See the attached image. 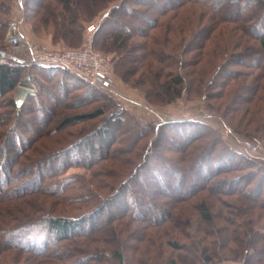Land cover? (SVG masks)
<instances>
[{"label":"rangeland","instance_id":"374dc122","mask_svg":"<svg viewBox=\"0 0 264 264\" xmlns=\"http://www.w3.org/2000/svg\"><path fill=\"white\" fill-rule=\"evenodd\" d=\"M38 1L39 0H0V23H6L5 27L0 28V34L3 33L4 37L0 40V47H7L9 53V56L7 57V61L9 62L5 64L17 65L12 59L13 56L22 61L28 60L26 50L22 48L16 49L8 42V34L11 26L12 24H15L28 43L41 48L45 47L51 51L76 49L84 46L86 43H91L96 52H101L105 57L109 58L113 83L112 88L107 90L100 89L90 80L82 78L80 73L72 68H67V75L55 73L46 76L44 75L45 77L42 75L39 78L41 85L48 83V90L53 92H51L52 95H55V98L58 101L63 98L65 99H63L64 104L54 107L53 110L56 113V116L53 119L54 121L52 120V124L44 129L43 125L45 121L43 122L42 119L48 114V112L45 111L43 107L41 108L39 102H36V105L39 104L40 107L36 106V109L34 108L31 110L25 109L23 112H28L27 118L29 120H27V123H23L24 125L22 123L17 124L16 130H21V134L28 137V139L32 138V143L23 148L24 139L20 141L21 138L17 135L16 131H14L12 134L14 144L6 145V147L4 146L5 151L8 149L7 153L9 151L13 154V162L10 165L12 170L10 177L15 174L17 180L13 183L12 188L19 187V190H27L30 185H36L38 191L36 190L37 192L29 195H18L17 198L15 196L16 190L12 189V197L0 201V214L2 215L0 216V223L5 221V224L13 225L17 219L22 220L30 217L28 216L29 213L33 214V216H42L43 218L54 215H65L66 217L74 216L80 214V211L86 210L98 200L94 197L89 199V201L86 200L84 202L68 201L67 197L80 192L81 187L80 189L68 190L65 193L64 198L60 195L61 193L58 195H48L45 191L39 192L43 187L41 183L42 181L37 183V181L34 182L33 179L35 180V176H37L36 179H38L39 176L45 178V176L48 175H46V173H51V171L55 170V167H61L56 170V172H58L57 174L60 176L66 175L70 177L74 176L70 174L85 173L86 187L94 185L97 190L108 196L112 193L113 186L111 187V182L115 181L114 178L117 174L112 173L111 175V172L113 171L108 169L105 165H114L112 162L115 160H112V162L103 159L99 160L98 157L100 156L96 155V153L102 134H100V132L98 133V131L95 133L93 131L98 124L103 123V119L108 115L117 111L120 112V108L118 109L115 106L111 107L110 101L112 99L120 104L123 109L126 108L134 117L138 118L144 124L147 122L158 124L161 121L173 120L181 121L182 123L185 120L191 121L187 122L188 124L186 126H178L177 124L166 126V139L159 141V138L154 141L155 147L156 144L163 147V153H161L158 148H153L155 156L153 159L151 158L149 162L150 166L163 175L162 178H164V181L162 180L160 182L162 184L170 179L169 172H175L172 181L173 179L176 180L177 171L183 167L186 171L185 175L189 176L191 180H189V182L187 180L183 183L179 188L181 190L176 191L170 189L168 194L165 191H162L160 184L156 186V181L158 179L155 177L156 174H153V171L148 168L141 169L138 174L142 179L137 178V180L141 181L139 183L144 192H148L149 188L152 190V194L157 193L158 198L156 201L159 205L157 207L146 205L137 206V208L142 211L139 210V213L132 217L131 214L134 212L136 205L135 201H131L132 204L128 205L126 210H123L121 208L122 205H117L114 200L108 202L107 206L109 208L118 209L121 213H124L120 219L114 220L112 223V226L118 228L117 230L120 233V239H114L109 236L107 225L105 223L102 224L103 227L99 229V233L91 234V236H88L87 238L90 239L89 244L91 243L94 247L97 245L101 247V250L106 249L107 251H110V256L106 254L103 255L101 254L102 251H99V254L95 256V258H102L104 264H118V260L113 254L115 249H119L125 254V264H206L204 263V259L209 255L206 250H210L213 253H216V257H218L214 264H241L239 261H236L234 256H232L233 253L231 249L237 248V245L242 241V237L246 236H243V228L241 226L238 228V231H240L239 235L234 234L233 232L231 233V236L234 237V241H232L231 237L230 242L228 241L230 244L227 248L225 245L224 247L222 246L225 241L224 237H226V233L220 228L224 227L227 223L225 222L224 217L228 216V212L236 211L229 207L226 201L235 202V200H241L239 197H248L255 202H264V184L262 186L257 185L261 175L260 173L262 172H259V174L252 179L246 177V174L254 169V163H251L252 161L258 160L264 164V124L260 127V124L258 125L256 124L257 122L252 120V113L250 112L249 114L251 109L252 111L253 109H259V106H262L263 102L259 99L253 100V102L248 104L249 108H247L246 111V109L243 110V105H247V103L245 102V104H243L244 101H242V99L239 101L240 105H238V102H235V100L233 101V96H231L232 100H230L229 95L226 94L234 91L237 87L239 88L240 85L237 83L241 79L240 76L237 77L236 80H229L227 82V87L220 86V81H227L223 77L216 78L211 85L206 82L199 87L196 82L189 85V79L193 78L187 77L186 87L188 89L183 90L181 97L176 98L172 102H167L166 98L161 93V90H159L160 88L157 87V85H152L151 81L154 75H151L150 72L151 70L157 71L162 67L164 68V75L170 72H173L174 74H176V72L184 73L186 72V69L191 70L186 62V58L190 57L189 59L192 61H197L199 57L198 55L201 54V52L196 51V46L182 49L180 46L177 47L178 43H175V41H173L170 46L168 43H165L164 46L162 41L154 40L156 38H154V36L158 35L159 37L161 35L164 37L163 34L171 35L173 38L179 39L177 28L180 29L179 26L182 22L190 17L193 20V30L198 28V31H200L202 28L201 26L203 25L207 26L210 24L211 28L216 26V32H213L216 38L209 39L208 41L207 38L205 39L202 36L198 37L196 33L192 35L193 30H189L190 32L188 31L186 35L187 41L189 40L190 42H192V40H195V42H202L201 40H205V42L207 41L206 47L208 51L206 50L205 53L199 57L200 60L202 59V64L199 66H210L211 78L214 79L216 76V70L215 66L211 65L212 61H210V59H213V54L209 50L213 49L215 52L214 56L217 57V60L214 62L222 64L231 52L242 51V47L238 48V46H235L236 44H234L236 39H238L239 32L234 33L233 29L235 28L237 31L242 32L239 29L237 22H227V24H225L224 20L226 18H220L219 20L215 19L214 17L216 14L210 6L215 4V1L213 2L212 0L208 2L209 4H205L199 0H153L154 4L151 2L150 5V0H146L140 6L130 2L127 6L125 5L122 7V10H124V17L120 14L115 15V17L122 20L120 22L121 25H129L133 28L132 33H128L130 34L127 44L129 51L126 52L123 57L125 62H129L127 65L128 73L120 71L118 74L116 66H118V64L120 65L122 61H119V58L117 57L118 55L112 52L115 51L114 46H109L107 49L97 48L93 42L95 31L92 33L88 31L90 25H95L97 27L104 20V16L108 13L110 6L104 8L107 4L101 3V11L98 15L90 14L81 16V18H85V20H80L78 22V25L83 27L84 31L83 39L81 41L78 34H71L67 37L60 35L62 32L61 27L65 23L66 17L69 15V11L65 10V7H62V3L54 0H47V4L44 3L46 4L45 7L36 10L38 7ZM225 1H227L226 4L233 5V7H235L234 5L237 3L238 5H236L235 9H242L245 6H250L253 2V0ZM49 2L52 5H57L55 6L56 11L53 14H48L46 10H44L49 6ZM114 3L119 4L118 2ZM132 8L136 11H140V15L130 17V13H128L127 10L129 11ZM93 9L95 10L96 8L94 7ZM248 10L245 12H243L244 10H241V15H244L242 16L244 21L246 20L247 15H260V17L264 18V6H253ZM108 21L109 22L107 23L109 25L113 24V20L110 19ZM170 23L171 25L173 24L174 27L176 24V30L173 34L167 33V24ZM64 25L66 26L67 24ZM227 26L228 30L226 28ZM67 28L70 31L69 27L63 26L64 31L67 30ZM257 31L258 30L255 32ZM218 35L221 36V38H219ZM244 38L245 40L247 39L246 37ZM146 40L150 41L151 45L158 48H167L168 52L166 51V53L169 55L172 54L174 64L169 66L165 65L164 62L157 61L151 56L146 58L145 56L148 48L145 45ZM217 42H221V49L217 46ZM182 43H184V41H182L181 44ZM247 43L252 44L253 41H248ZM143 57H145V61L148 65H145V62L143 63ZM252 59L253 61L256 60L258 64L264 66V53L259 54V57L255 56ZM24 65H26L29 70L23 80L19 83L18 87L27 79L25 83L32 84L33 86V92L30 94H35L37 91V85L36 82L34 83V79L38 72L35 70L36 64ZM233 65L234 68H239L238 64H236V66L235 64ZM259 71V69L255 70V73ZM200 73H202V71ZM51 77L54 84L51 82ZM245 78L251 79V77ZM230 85L232 88H228ZM50 86H53V88H50ZM57 86H59L58 89H56ZM25 87L26 86H22L21 89H26L27 87ZM64 87L66 88L64 90L66 93L62 94ZM91 88L100 90L104 96H109V98L106 99L103 95L98 96L99 92H92L90 91ZM27 91L28 89H26V92ZM41 91L40 103L46 105L51 104V99H49L45 89L43 88ZM238 92H240L239 95L242 94V91ZM17 93L18 89L15 94V100L17 103V109H21L23 104H20L17 101ZM25 93L23 95H20L19 93V97H23ZM10 95L11 93H8L0 98V103L2 102L0 113H4L0 119V144L5 140L3 135L6 132V129L13 125V121H10L9 117H6V113L8 112V109H10V106L3 105V101L10 97ZM250 95V93L243 92V95L241 96L248 97ZM88 97L93 98L89 99ZM26 98L24 100H26ZM98 107H105L106 113L103 116L85 119L75 125L54 132V125L56 126L58 124L60 121L59 119L62 118L63 114L75 116L78 114L81 115L82 113L88 114ZM211 108L218 110L219 112L214 111ZM221 114L224 116L226 115L224 118H226V120H228L232 127L238 132L249 136L238 133L236 134L232 132L230 128L225 127L222 122L223 117ZM199 121L210 124L219 132L220 137H222L230 147L231 153H229V155L227 154L228 151H225L227 147L225 148L224 146L226 145L222 142H219L217 145L214 137H211L208 134H206L205 137H202V139H190L192 133L196 132L197 135V132H200V130L202 131L205 128L198 124ZM105 129L106 127L104 126L103 131ZM91 133H93V135ZM114 137H117L118 140H120L124 136L121 135V133H114ZM79 138H84V144L82 146L85 147H80V149L73 147L66 154L63 151V148L72 142H76ZM171 138L176 141H173ZM149 139L154 140L152 132L145 134L137 148L140 147V149H142ZM248 140H257L261 146L260 151H250L245 145V142ZM178 143L180 144L177 145ZM210 145L212 148H209ZM90 146L95 148V152L90 150ZM21 147L22 152L18 153V149ZM29 147H31L30 150ZM126 148L124 142L116 140L113 147L115 151L113 158L120 159V163L121 160H123V157L129 155L133 160L132 162L130 161V166L134 168L141 161V155H139V153L138 156H135L139 149H136V153L129 154ZM200 152H203L202 155ZM78 153L82 156H92V153H94L93 158L97 159L95 162L98 161L96 166H89L91 167L89 169L87 167L79 166L80 164L75 162V156L78 155ZM204 153H207L208 155H204ZM31 154L33 160L29 158V155ZM199 154L201 156L197 159ZM130 158H127L126 160L129 161ZM34 160H37L38 162L33 163L32 161ZM61 160L66 161L64 166H59L62 162ZM81 161L85 160L80 158L79 162ZM165 163L169 164V166H166V169L164 168ZM198 164H200L201 167V169H199L200 171L198 170ZM229 166H231L228 168L229 170L222 171ZM233 166H236L237 168ZM218 168L220 169L219 171L217 170ZM205 170L210 172L209 182L206 181L209 176L204 174ZM52 173H55V171ZM33 175L34 177H32ZM95 176H97V179ZM121 178L122 177H120V179ZM234 179H236V181ZM96 180H100V184L102 185H99ZM137 180L136 178L134 179V177L131 178L129 185L125 187V197L129 198V196H131V190L137 185ZM24 182H27V185L25 184L21 186ZM189 192L192 194H188ZM138 196L144 199L147 197V194H140L138 192ZM250 196L253 198H250ZM151 200H153V198H151ZM199 200H206L210 204V213L214 218L213 221L203 220L200 217V211L198 209L199 203H197ZM163 203L169 205L167 207H170V220H166L164 214H159V212L163 211L161 209L166 211V205ZM237 203L240 204V202ZM18 205H23L22 208H24L17 209L15 206ZM157 208L160 210L159 212H157ZM127 210L129 213H127ZM23 212L26 214H18ZM233 213L236 214V212ZM238 221L241 223L243 220L239 218ZM100 222L101 221L99 220L98 223ZM31 227L33 230H36L33 231L35 236L34 245L32 247H45L47 253H34V248L31 252H22L23 250L17 251L15 247H5L0 243V264H97L96 262L93 263L95 260L90 261L89 258L87 260L83 258V261L80 260L83 263H78L77 260L79 256L75 257L77 254H89L90 250L84 248L87 247L84 242L85 237L78 238V243H74L70 240H61L60 242H57L55 235L48 231L43 232V230H41L42 228L46 229V225L40 224ZM228 231H230L229 228ZM18 236L22 237L21 234ZM18 236L16 239H18ZM102 236H104L105 239H103ZM200 237L203 238V242H201L202 245L198 241V239L200 240ZM73 244H78L83 247H77V253L72 250L69 254L62 255L65 246ZM215 248L216 250H214ZM204 252H206V254ZM258 256L259 255L254 257L246 256L244 260L247 264H264V255L259 256L260 259H262L261 261H259Z\"/></svg>","mask_w":264,"mask_h":264},{"label":"trees","instance_id":"16d2710c","mask_svg":"<svg viewBox=\"0 0 264 264\" xmlns=\"http://www.w3.org/2000/svg\"><path fill=\"white\" fill-rule=\"evenodd\" d=\"M57 2L62 3V7L69 11V15L66 17L65 23L67 24L66 26L63 24L62 25V32L60 35H62L63 37H67L71 34H78L79 39L82 41L83 39V27H81L80 25H78V22L80 20H85V18H81L82 15H98L99 12L101 11L100 8V4L101 3H105L107 5H105L104 8L110 6V9L108 11V13H106V15L104 16V20L96 27L95 30V34H94V44L97 48L99 49H107L109 46H114L115 51H112L113 53H116L118 56V60L122 61V63L118 66H116V71L119 74L120 71H124L125 73H128V68L127 65L129 62H125L123 57L124 54L126 52L129 51V49L127 48V44H128V40L130 37V34L128 33H132V27L127 25V26H123L121 25V21L119 18L115 17L116 14H120L121 16H125L124 15V10H122V7H124L125 5L127 6L130 2H133L134 4H138L139 6L144 3V1L146 0H54ZM204 2L205 4H209L208 2H210L211 0H199ZM213 2L215 1V6L214 5H210L213 9V11L215 12V19L219 20L220 18H226L225 24H227V22H237V25L239 27V29L243 32L237 31L235 28L233 29L234 33H238V39H236V42L234 44H236L235 46H238V48H241L242 51H238V52H231L229 54V56L226 58L225 62L222 63H215L214 61L217 60V57L214 56L215 52L213 49H210L209 51L212 52L213 54V59H210V61H212L211 65L215 66V77L214 79L211 78V67L207 65H204L203 67H200L199 65L202 64V59L200 60L199 57L201 55H203V53H205V51L207 50L206 47V42L209 39H214L216 38L215 34L213 32H216V26L211 28V25H203L201 26V30L198 31V28L193 30V26H192V18L188 17L189 19L185 20L184 22H182V24L179 26V28H177V32H179L178 36L179 39H175L173 38V36L171 35H166L163 34V36H159L156 35L154 36V40L156 41H162L164 43H168L169 46L171 45V43L173 41H175V43L177 42V47L180 46V48H184L187 49L188 47L190 48V46L193 47H197L198 52H201V54H199L198 59L196 62L192 61L191 59H189L190 57L186 58V62L189 65V67L191 68V70H187L186 69V74L182 73V72H176V74H174L173 72L167 73L164 75V68H160L157 71L155 70H151V75H154L152 77V85H157V87H159L161 90V93L164 95V97L166 98L167 102H172L174 101L176 98H179L182 96L183 94V90L184 89H188L187 86V77L189 78H193V79H189L188 83L189 85H192L196 82V84H198V87L203 85L204 83H208V84H212L213 81H215L216 78H225V81H220V86H226L227 87V82L229 80H236L237 77H241L240 80L242 81H238L237 84H239V88L237 87L236 89H234V91L228 92L226 95H229L230 100H232L231 96H233V101L235 100V102H238V105H240L239 101H244L243 104H245V102L247 103V105H243V110L247 108H249V103L253 102V100L255 99H259L261 100V102H263L262 106H259V109H251V111H249L252 113V120L257 122L256 124H260V127H262L261 125L264 124V66L258 64V62L253 61V57L258 56L259 54L264 53V18L260 17V15H247L246 16V20L244 21L241 15V10H244L243 12L247 11L250 7L252 8L253 6H264V0H253V2L250 4V6H245L242 9L237 8L235 9L236 5H238L236 3V5H234L235 7H233V5H229L226 4L227 1L225 0H212ZM51 2V1H50ZM49 2V6H47V8H45L44 10H46V12L48 14H53L56 11V7L57 5H52ZM114 2H118L119 4H115ZM151 2L154 4L153 0H150L149 5L151 4ZM47 4V0H39L38 1V7L36 10H40V8L45 7ZM112 3H114L113 5H111ZM96 8L95 10L93 8ZM240 9V10H239ZM250 11V10H248ZM128 13H130V17L131 16H138L140 15V11H136L133 8L130 9L129 11L127 10ZM252 12V11H251ZM119 15V16H120ZM245 18V17H244ZM113 20V24L109 25L107 22H109L108 20ZM151 22V21H150ZM153 22V20H152ZM108 24V25H107ZM153 24V23H152ZM120 25V26H118ZM6 23H0V28L1 27H5ZM64 27H69L70 31L63 29ZM168 28H167V33L169 34H173L175 33V27L174 25L171 23L167 24ZM225 26V25H224ZM228 30V26L226 27ZM193 30L192 35L196 33V35L202 36L203 38H207V41L205 42V40H201L202 42H195V40H192V42H190L189 40L187 41V32L188 31ZM256 30H258L257 32H255ZM80 33H77V32ZM82 31V32H81ZM189 31V32H190ZM2 34V35H1ZM0 34V40H2L3 37V33ZM171 36V37H170ZM219 38H221V36L218 35ZM246 37L247 39L245 40ZM161 38V39H160ZM174 40H173V39ZM172 39V40H171ZM218 39V38H217ZM184 41V43L181 44V42ZM251 42L253 41V43H247V42ZM188 42V43H187ZM216 43V42H215ZM198 44V45H197ZM145 45L148 47L147 48V52H146V58L148 56H151L152 58H155L157 61H161L164 62L165 65H169L172 66L174 64L173 62V57L172 54L169 55L168 53H166V51L168 52L167 48L164 47H156L150 44V41L146 40L145 41ZM217 46L219 47V49H221L222 44L221 42H217ZM237 49V47H236ZM203 51V52H202ZM208 51V50H207ZM5 52L6 56H9L8 53V48L7 47H0V53ZM208 53V52H206ZM210 54V52H209ZM145 57H143V63L145 65H148V63L145 61ZM212 57V56H211ZM142 62V61H141ZM235 64L239 65V68L237 67H233ZM37 65V66H36ZM35 65V70L38 71L37 74L35 75V79H34V83L36 82L37 85V91L35 94H29L28 97L26 98L25 102L22 105L21 109H17V103L15 100V94L17 92L18 89V85L19 83L23 80V78L25 77L27 71L29 70L28 67L26 65H24V62H21L17 65H8V64H1L0 65V98L3 97V95L5 94H10V97L6 98L3 101V105L5 106H10V109H8V112L6 113V117H9L10 121H13V125L12 127H9L8 129H6V132L4 133V137L5 140L0 144V201L7 199L9 197H12L11 193H12V189L16 190V197L18 198V195L22 196V195H29L32 193H35L38 191L37 186L35 185H30L29 189L27 190H19V187H13V183L16 182L17 180V176H15V174H13L10 177V173L12 172L11 170V163L13 162V154L11 152L7 150L5 151L4 146L6 147V145H11L14 144L12 138V134L14 131H16L17 135L21 138L20 141H22L24 139L23 142V148L26 146H29L32 143V138L25 137L24 135L21 134V130H16L17 128V124L19 123H27V120H29L27 117V113H24L23 111L25 109H36L38 107L41 106V108L43 107L45 111L48 112L47 115H45L42 119V121L44 123L43 125V129L49 127L52 124V120L55 118L56 113L54 112V107L55 106H59V105H63L64 104V100H57L55 98V95H52V91L48 90V83H44L43 85L40 84V77L43 75H50V74H57V73H61V74H65L67 75V68L69 67H63L60 65H43V64H36ZM65 68V69H63ZM260 70L259 72L255 73V70ZM243 70H247V71H243ZM202 71V73H200ZM205 72V73H204ZM122 75V74H121ZM44 76V77H45ZM123 76V75H122ZM121 76V77H122ZM245 77H251V79H246ZM77 78V77H76ZM82 78H84L82 76ZM245 78V79H243ZM51 82H52V77L50 78ZM196 79V80H194ZM219 80V79H218ZM26 81V80H25ZM24 81V82H25ZM50 81V80H49ZM156 81V82H155ZM211 82V83H210ZM225 82V83H224ZM52 84H54L52 82ZM65 84V83H63ZM195 84V85H196ZM97 85V84H96ZM100 89H104L107 90V88H104L100 85H97ZM59 86L56 87V89H58ZM43 88L46 91V94L49 96V99H51V104H44V103H40L41 101V90H43ZM50 88H53V86H50ZM228 88H232L231 85ZM66 88H63L62 94H65L66 91H64ZM49 91V92H48ZM90 91L92 92H99L98 96H104V94L96 89V88H91ZM238 91H242L243 92H247L250 93V96H244L242 97L240 94V92ZM52 92V93H51ZM235 95H234V94ZM240 96V97H239ZM53 97V98H52ZM106 99L109 98V96H104ZM225 97V96H224ZM89 99L93 98V97H88ZM46 99V98H44ZM245 99V100H243ZM232 101V102H233ZM39 102L38 105H36ZM111 103V107L115 106L118 109L120 108V112H114L110 115H108L106 118L103 119V123L102 124H98L95 129L93 130L94 133L98 131V133L100 132V134H102L100 141H99V147L97 150L96 155L100 156L98 157L99 160L103 159V160H109L112 162V160H115L112 162V164L114 165H109L106 164L105 166L112 170V173H116L117 176L114 178V182H111V187L113 186L112 189V193H110V195H104L103 193H101L99 190H97L95 188L94 185L90 186V187H86V176L85 173H75V174H70V175H74V176H60L59 174H57L58 172H56L57 169L61 168V167H55L53 171H55V173H52L53 171H51V173H46L47 176L42 177L39 176L38 179L37 176H35V180L33 179V181H37V183H39L40 181H42V189L39 190V192H43L45 191L48 195H58L60 194L63 198L65 193L68 190L71 189H80L81 187V191L77 192L71 196H68L67 199L68 201H79V202H84L86 200L89 201V199L96 197V202L93 203L92 206H90L89 208H87L84 211H80V214H76L74 216H65V215H54V216H48L47 218H43L42 216H37L33 214H30L26 219H17L13 225L10 224H5V221H2L0 223V243L3 244V246H7V247H15V249L18 250H23L22 252H26V251H32V249L34 247H32L34 245V236L35 233H33V228L31 226H35V225H46V229L42 228L41 230L44 231H48L49 233L55 235V239L57 242H60L61 240H70L73 241L74 243H78L77 239L80 237H85V246L86 250H90L89 254L86 255H76L75 257L79 256L78 258V263H83L81 261H83V258L85 260H87L88 258L90 259V261H93V263H97V264H104L103 263V259L102 258H95V256H97L99 254V251H102L101 254H106L110 256V251H107L106 249L101 250V247L99 246H93L91 243L89 244V238H87L88 236H91V234H96L99 233V229H101L103 226L102 224H106L107 225V232L109 234V236L113 237L114 239H120L119 235L120 233L118 232V228H116L115 226H112L114 220H118L122 217V215H124V213H121L118 209H111L107 206L108 202H111V200L116 201L115 203L119 206H121V208L123 210H126L128 205L132 204L131 201H135L136 205L134 208V212L131 214L132 217L137 215V213H139V210L137 208V206H142V205H146V206H151V207H157L159 205V203L156 201L158 198L157 193L152 194V190L148 188V192H144V190L142 189V186L139 182V180H137V178H141V176H139V171L141 169L144 168H148L149 170L153 171V174H156L155 177H157V181H156V186L158 184H160V186L162 187V191H165L166 193L169 194V190L173 189L176 191H179L181 189H179L181 187V185H183V183H185L187 180L189 182V180H191V178L189 176H186V171L183 168L179 169L177 171V176H176V180L173 179V175L175 174V172H169L170 175V179L165 181L164 184L160 183L162 180L164 181L163 175H161L159 172H157V170L155 168H153L152 166H150L149 162L151 160V158L153 159V157L155 156V151L153 150V148H158L161 153H163L162 149L163 147L161 145L156 144V147L154 146V141H156L155 139H159V141H163L166 139V133H165V128L166 126H170L172 124H177L178 126H183V125H187V122H191L188 120H185L183 123L181 121H161L160 123H154V122H147L146 124L142 123L138 118L134 117L126 108H122L120 104H118L116 101H113L111 99L110 101ZM2 106V102L0 103V107ZM31 107V108H30ZM213 107V106H212ZM237 107V106H236ZM59 108V107H57ZM220 108V106H219ZM218 108V109H219ZM251 108V107H250ZM214 111L219 112L218 110H215L213 108H211ZM238 110V108H237ZM249 110V109H248ZM106 113V109L105 107H98L96 108L93 112L91 113H82L81 115H66L63 114L62 118L59 119L60 121L58 122V124L55 126L54 125V132L55 131H59L64 129L65 127H69L72 125H75L85 119H89V118H96L99 116H103ZM4 113H0V119L1 116ZM130 115V116H129ZM221 116L223 117L222 122L225 125V127L230 128L232 132L234 133H238V134H242L240 132H238L235 128L232 127V125L228 122V120H226V118H224L225 116L221 114ZM54 121V120H53ZM23 124V125H24ZM200 126H204L205 128L200 132H196L192 133V135L190 136V139H202V137H205L206 134L210 135L211 137H214V139L216 140V143L218 145L219 142H222L225 148L227 147V149L225 151H228L227 154L229 155V153H231L230 147L227 145L226 141L223 140L222 137H220L219 132L213 128L210 124L199 121L198 123ZM104 126L106 127V129L103 131ZM29 127V126H28ZM198 129V128H197ZM20 131V132H19ZM153 133L154 135V140L153 139H149L146 143V145L140 149L137 148V146L139 145V142L141 141V139H143V137L145 136V134H149V133ZM114 133H121V135H123L124 137H122L120 140H118L117 137H114ZM93 135V133H91ZM245 136H249L247 134H242ZM25 137V138H24ZM197 137V138H196ZM27 138V139H26ZM173 141H176L175 139L171 138ZM191 139V140H192ZM84 138H79L76 142H72L70 144H68L66 147L63 148V151L67 154L68 151H70V149H72L73 147H77L80 149V147H85L82 146L84 144ZM117 141H122L125 143L126 145V150L128 151L129 154L131 153H136V149H139V151L135 154V156H138V153L140 156V163H138L134 168L132 166H130V161L132 162V158H130L129 155H126L125 157H123V160H121V162L119 163L120 159H114L113 155H114V142L116 143ZM180 143H178L177 145H179ZM8 148V147H7ZM31 147H29L30 150ZM209 148H212L211 145L209 146ZM28 149V148H27ZM22 147L18 149V153L22 152ZM90 150H92L93 152H95V148L93 146H90ZM82 153V152H81ZM119 153V152H118ZM195 153V152H194ZM201 153V152H200ZM203 153V152H202ZM201 153V155H202ZM4 154V155H3ZM93 154L92 156H82L80 153H78V155L75 156V162L79 163V166H83V167H87L88 169L91 168L89 166H96L97 162H95L97 159L93 158ZM18 155V154H17ZM16 155V156H17ZM200 154L198 155L197 159H199V156H201ZM204 155H208L207 153H204ZM29 158H31V160H33V156L32 154L29 155ZM82 158L85 161H81L79 162V159ZM130 160H126V159ZM201 158V157H200ZM62 161V160H61ZM188 161V159H187ZM33 163H37V160L32 161ZM73 163V162H72ZM249 163V162H248ZM251 163L253 164V171L249 172L246 174V177H249L250 179H252L253 177H255L257 174L260 173V178L258 180V186H262L264 184V164L262 162H259L258 160L252 161ZM66 164V161H62L60 163L59 166H64ZM108 165V166H107ZM220 165V164H219ZM164 168L166 169V166H169V164L165 163L164 164ZM176 166V165H175ZM231 166L227 167L226 169H223L222 171H227L229 170L228 168H230ZM235 168H237L236 166H233ZM234 168V169H235ZM105 169V167H104ZM201 169L200 164H198V170ZM218 171L220 170L219 168L217 169ZM200 171V170H199ZM57 174V175H56ZM204 174H206L207 176H209L206 181L209 182L210 179V172H208L207 170L204 171ZM96 175V172H95ZM99 175V174H98ZM97 175V176H98ZM172 175V176H171ZM95 176V178L97 177ZM34 177V175L32 176ZM120 177H122L120 179ZM134 179L136 178V180L138 181L137 185H135V187L131 190V196L125 197L126 196V189L125 187H127L129 185V182L131 180V178ZM19 178V177H18ZM83 178V181H82ZM97 179V178H96ZM119 179V180H118ZM236 181V179H234ZM98 182L99 185L100 184V180H96ZM27 185V182H24L21 186L23 185ZM205 184V183H204ZM203 186V185H202ZM138 189V190H137ZM37 190V191H36ZM15 192V191H13ZM109 192V191H108ZM138 192L140 194H147L146 198H141L140 196H138ZM222 192V191H221ZM233 192V191H231ZM109 194V193H108ZM125 194V195H124ZM149 194V195H148ZM188 194H192V193H188ZM123 195V196H122ZM14 196V197H15ZM122 196V197H121ZM191 196V195H190ZM121 197V198H119ZM256 197V195H255ZM127 198V199H126ZM151 198H153V200H151ZM241 200H235V202H227V205L233 209H235L236 211H230L228 212V216L224 217L225 222H227L229 224L226 223L224 225V227H221L220 229L224 231V233H226V237L225 241L223 242L222 246L227 248V246H229V242L231 240V233L233 232L234 234H240V231H238V228L241 226L243 228V236L242 237V241H240L239 245H237V248H233L232 253L234 256V258L236 259V261H239L241 264H247L245 262V257L246 256H257V255H264V202H255L254 200L249 199L248 197H239ZM250 198H253L250 196ZM155 199V200H154ZM256 199V198H254ZM243 200V201H242ZM237 202H240L237 203ZM133 203V204H135ZM198 204V209L200 211V217L203 220H207V221H213L214 218L210 213V204L206 201V200H199ZM164 204V203H163ZM166 205V204H164ZM23 205H18L15 206L17 209H23L22 208ZM114 206V205H111ZM169 205H166L165 209H161L163 210L162 212H159L160 210H158L157 208V212H159L160 215L164 214L166 220H170L169 215H170V207H167ZM13 207V208H15ZM168 209V210H167ZM10 210V209H7ZM20 211V210H19ZM128 211V210H127ZM142 211V210H140ZM26 212V211H25ZM23 213H18V214H24ZM233 212H236V214H234ZM27 213V212H26ZM25 213V214H26ZM129 213V211L127 212ZM17 214V215H18ZM24 214V215H25ZM32 215V216H31ZM105 215V216H104ZM0 216H2L0 214ZM242 219L243 221H241V223L238 221V219ZM99 220L101 221L100 223ZM88 224V225H87ZM86 226V227H85ZM233 227V229H232ZM228 228L230 231H228ZM26 229H30V230H26ZM98 230V231H97ZM27 231V232H25ZM229 232H230V237H229ZM19 234H21L22 237L18 236ZM18 236V239H16V237ZM103 239L104 236H102ZM248 237V238H247ZM102 239V240H103ZM234 237H232V241ZM88 241V242H87ZM199 243L202 245L201 242H203V238L200 237V240L198 239ZM229 241V242H228ZM88 244V245H87ZM174 244V243H173ZM78 248H81L83 246L78 245V244H73V245H68L65 246V249L62 251V255L63 254H69L72 250L76 251ZM38 249V250H36ZM207 249V248H205ZM212 250V249H211ZM216 250V248L214 249ZM105 251V252H103ZM33 252H37V253H42L45 254L47 253V251L45 250V247H41V248H34ZM207 253H209V255H207V257H205L204 259V263L206 264H214L215 260L218 258L216 257V253H213L212 251H208L206 250ZM206 252H204L206 254ZM77 253V251L75 252ZM114 257L118 260V264H125V254L119 250V249H115L114 250ZM245 255V256H244ZM215 256V257H212ZM259 258V261H261L262 259ZM243 257V259H242ZM264 258V257H263ZM81 260V261H80ZM88 261V262H90ZM87 264V263H86Z\"/></svg>","mask_w":264,"mask_h":264},{"label":"built area","instance_id":"2783aa9c","mask_svg":"<svg viewBox=\"0 0 264 264\" xmlns=\"http://www.w3.org/2000/svg\"><path fill=\"white\" fill-rule=\"evenodd\" d=\"M95 30V25H90L88 27V31L91 33ZM8 42L16 49L22 48L26 50L28 60L22 61L24 64L60 65L69 67L78 71L81 76L94 84L107 89L112 88L113 79L111 77L109 58L105 57L101 52H96L91 43H86L84 46L76 49L51 51L45 47L41 48L28 43L15 24L11 26L8 34ZM7 57L8 56L0 53V65L9 62L7 61ZM15 62L17 64L21 63ZM245 145L252 152H259L261 148L257 140H248L245 142Z\"/></svg>","mask_w":264,"mask_h":264},{"label":"bare ground","instance_id":"6f19581e","mask_svg":"<svg viewBox=\"0 0 264 264\" xmlns=\"http://www.w3.org/2000/svg\"><path fill=\"white\" fill-rule=\"evenodd\" d=\"M25 84H27V83H25V82H23L21 85H20V89H21V87L22 86H26L25 88L26 89H28V91L26 92V89H19V93H20V95H23L25 92V95L23 96V97H19V94H18V100L21 102L25 97H26V95L28 94V93H30V92H32L33 91V86L31 85V84H27V85H25Z\"/></svg>","mask_w":264,"mask_h":264},{"label":"water","instance_id":"95a60500","mask_svg":"<svg viewBox=\"0 0 264 264\" xmlns=\"http://www.w3.org/2000/svg\"><path fill=\"white\" fill-rule=\"evenodd\" d=\"M1 54L6 56V53H5V52H2ZM12 59H13L14 61H17V62H22L21 59H18L17 57H14V56L12 57ZM19 89H20V86L18 87L17 101H18L20 104H23V102L25 101L24 99L27 97L28 94H27L26 97L20 102V101L18 100Z\"/></svg>","mask_w":264,"mask_h":264},{"label":"crops","instance_id":"0c3cea01","mask_svg":"<svg viewBox=\"0 0 264 264\" xmlns=\"http://www.w3.org/2000/svg\"><path fill=\"white\" fill-rule=\"evenodd\" d=\"M25 85H27V84H25Z\"/></svg>","mask_w":264,"mask_h":264}]
</instances>
